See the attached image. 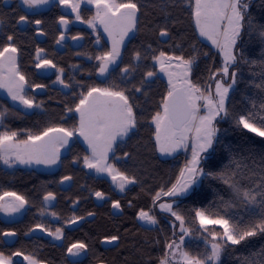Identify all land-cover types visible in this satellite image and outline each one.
Here are the masks:
<instances>
[{"label": "snow or ice", "instance_id": "6c2138e0", "mask_svg": "<svg viewBox=\"0 0 264 264\" xmlns=\"http://www.w3.org/2000/svg\"><path fill=\"white\" fill-rule=\"evenodd\" d=\"M28 9H34L51 3V0H21ZM58 5L70 9L75 20L85 23L96 33L95 43H101L99 28L107 35L110 48L102 51L95 57L98 64L95 67L96 74L108 78L113 70L118 69L121 74V83L129 78V74L135 72L142 59L140 51H135L132 60L136 64L129 63L123 68L119 67L122 59V50L125 41L131 39L138 30L139 14L141 6L136 0H57ZM191 4V16L195 24V30L199 37L210 41L223 58L222 66L216 69L209 81L202 84L193 79L197 65V57H185L183 54H168L160 51L158 55L151 56L154 67L158 66L159 73L167 77V93L162 98L160 108L151 117V123L155 126L153 132L154 148L162 156H172L183 150H191V156L180 169L179 176L170 187H161L152 196L153 207H158L161 213H166L179 222L178 239H169L164 244V252L159 258L158 264H223L222 256L231 246L241 245L251 238L264 235V167L259 169L258 181L253 179L257 172L250 167L245 160L232 157L230 163L224 169L206 171L204 161L206 157L216 152V145L220 142L218 133L220 120H226L230 116L235 119V125L242 131L246 130L257 137L264 139V116L257 118L253 111L236 116L230 112V93L238 83L236 66L243 57H238L236 49L238 42L246 31L258 33L264 40V23H257L249 14V0H188ZM91 5L95 12L89 18L82 16V5ZM73 21L61 15L58 23L65 29L56 40L61 44L65 40L67 27ZM2 23V20H0ZM18 24L34 23L36 33L45 35L39 27L43 21L36 19L30 21L27 15H21ZM160 37L170 36L169 29L165 26L159 30ZM72 40H82V35L71 37ZM14 35L6 36V43L0 46V89H5L13 102H17L24 109L39 108L33 97L29 96L26 86L32 89H44L47 85H28L27 77L20 71L18 57L20 48L14 43ZM151 50V45L147 46ZM43 48L36 49L35 67L37 69H55L56 80L54 83L70 88L65 82L64 69L59 68L51 59L42 55ZM154 51V50H153ZM82 55V53H77ZM204 55H208L204 53ZM256 64V61H244ZM264 68V59L260 61ZM158 75L157 71L148 70L143 74L141 85L149 84L152 78ZM230 81V82H228ZM264 92V73L260 83L254 85ZM135 92H141L142 87L133 86ZM127 88L120 84L111 83L106 86L91 85L86 92H81L79 100L74 107H67L68 113L78 114V121L72 127L49 126L38 133L28 132L23 139L19 138L18 131H0V161L8 167L15 165H45L53 166L60 162L61 151L69 149L74 138L79 137L87 145V152L82 157H76L73 163L82 160L83 167L94 171L98 175L110 177L112 184L123 193L129 185L138 181L135 176L129 175L117 167L115 161L121 157L115 156L119 142L123 141L137 128L138 120L135 105L129 96ZM251 108L257 112H264V99L258 103L250 101ZM7 110L0 112V121L3 120ZM130 156L124 152L123 158ZM254 163V161H253ZM264 164V159L261 161ZM249 173L252 175L250 176ZM210 177L222 183L228 190L230 198L226 201L223 196L219 199L223 204L224 212H210L205 208L194 209V221L198 228L186 227V218L174 207L176 200L181 197L195 195L197 185L202 178ZM242 177L251 180L245 184ZM73 179L70 175L61 178L63 184ZM94 196L99 201L108 199L103 191H95ZM9 197L10 200L5 198ZM172 198L162 200V198ZM56 200V194L48 191L43 196L45 203ZM79 201H77L78 203ZM28 201L15 192H5L0 195V212L8 216L19 214L25 209ZM132 202H129V207ZM111 207L122 211L120 200H112ZM41 209V214H44ZM235 212L238 216L227 215ZM247 215V221L245 220ZM50 215L59 219L55 212ZM88 216L95 213L88 212ZM136 218L149 226L160 223L152 209L141 208ZM85 217L73 215L66 221L67 225H75ZM219 226V230L216 228ZM177 225L173 224L175 229ZM40 231L52 237L53 240L64 239V228L56 227L54 230L43 223H37L29 229V233ZM194 231L200 232L205 243V249L201 253L194 254L186 247V237H191ZM29 233H26L29 234ZM15 231L0 232L2 237H15ZM173 236L177 233L173 231ZM119 236L105 237L103 243L113 244L119 241ZM88 251V244L76 241L67 246L68 257H80ZM13 257H23L27 264H42L33 255L21 251L6 255L0 251V264H15ZM69 264H74L69 261Z\"/></svg>", "mask_w": 264, "mask_h": 264}, {"label": "trees", "instance_id": "16d2710c", "mask_svg": "<svg viewBox=\"0 0 264 264\" xmlns=\"http://www.w3.org/2000/svg\"><path fill=\"white\" fill-rule=\"evenodd\" d=\"M138 3L143 9L139 17L138 33L130 44L132 55L123 59L122 64H136L137 62L133 61L132 57L135 51H140L142 59L139 61V67L135 72L130 73L129 78L123 83L121 79H118V69L111 74L108 81L109 84L117 83L122 88L129 89L128 94L136 106L137 128L129 134L124 143L120 141L119 150L116 151L121 154V159L115 162L122 171L135 176L138 182L129 187L122 194L121 199L118 196L123 214L118 217L117 221L104 219V221L88 222L92 233H86L82 238L89 248L88 258L84 264H95L98 261L106 264H158L165 250V242L169 239H178L179 222L166 213L160 211L155 213L160 223L154 227L141 225L136 220V212L141 208L152 209L151 198L155 192L161 187L167 188L175 183L185 161L182 151L173 157L163 158L154 148V125L151 123V117L156 111L161 110L162 98L167 93V80L164 75L158 73L151 83L141 85L143 74L148 70L156 71L157 69V66L154 67L151 56L164 51L168 54L197 57L198 66L195 68L193 79L202 84L213 83L214 81H209V77L223 63L215 47L202 40L196 32L191 16V4L188 0H147L145 2L138 0ZM191 3H194V0H191ZM142 4H147V6L144 7ZM248 11L254 22L264 23V0H252ZM165 26L169 29L170 36L163 41L158 33L160 28ZM149 44L151 50L147 48ZM236 54L243 59L239 61L235 69L238 72V83L230 93V112L238 116L251 110L257 118L264 116V112L252 109L250 103L252 100L258 103L264 99V92L254 86L261 82L262 73H264V68L260 66V61L264 59V40L259 37L258 33L246 31L238 42ZM245 60L257 63H245ZM70 61L68 59L56 60V63L62 68L72 67ZM67 74V81L76 91L80 79L71 71ZM82 83L87 87L97 85L96 81L90 78H83ZM133 86L142 87V91L135 92ZM52 100H59L65 104L71 102L70 96L60 91ZM73 102L76 103L75 100ZM61 115H64L62 107L48 106V127L53 126L54 118ZM218 127L220 128L218 133L220 142L215 146L216 152L206 157L204 161L206 171L218 172L230 163L232 157H238L256 169L257 174L253 179L258 181L259 169L264 167L261 163L264 159V139L237 128L232 116L226 120H220ZM124 152L130 153L127 157L129 158L128 163L123 158ZM249 175L252 174L249 173ZM242 179L245 184L252 182L244 177ZM196 187L195 195L178 198L174 205L176 210L185 216L186 227L193 229L198 228V223L194 221V209L205 208L210 212L223 213L224 208L219 197L223 196L226 201L230 198L225 186L210 177L202 178L201 183ZM130 201L132 202L131 207H129ZM226 214L238 216L235 212ZM247 218L245 214L246 221ZM173 223L177 225L175 229ZM216 228L219 230V227ZM173 231L177 233L176 236L172 235ZM113 235L120 238L115 245L108 250L100 247L101 238ZM192 236L186 241V247L194 254L203 252L204 240L197 239L202 238L201 233L194 231ZM98 252H101L100 256ZM49 259L51 264H61L63 260L56 256L54 251L53 259ZM222 262L223 264H264V235L251 238L241 245L231 246L222 256Z\"/></svg>", "mask_w": 264, "mask_h": 264}, {"label": "flooded vegetation", "instance_id": "af4514ba", "mask_svg": "<svg viewBox=\"0 0 264 264\" xmlns=\"http://www.w3.org/2000/svg\"><path fill=\"white\" fill-rule=\"evenodd\" d=\"M141 1L145 2L147 0ZM136 2L138 3V0ZM142 6L146 7L147 4H142ZM94 12V7L86 4L82 5L81 14L86 19L93 15ZM21 15H27L30 21L42 20L43 23L39 27L45 35L36 33L37 26L34 23L18 24L17 21ZM61 15L66 16L73 22L67 27L65 40L61 44H57L56 40L59 34L65 31L58 23ZM0 20H2V23H0V46L7 42V35H14V43L20 48L18 57L20 71L27 77L28 85H47L44 89H32L26 86V93L33 97L37 104H40L39 108L33 109H24L17 102L11 100L5 89H0V112L7 110L3 120L0 121V131H18L21 139L25 138L29 131L34 134L42 131L48 127V106L63 108L64 115L54 118L55 126L72 127L75 125L78 121V114L74 112L68 113L66 108L74 107L75 103L73 101L75 100L77 103L80 93L87 91V86L82 83L83 78H90L96 81L99 86L109 84L108 81L111 75L108 78L98 76L95 71L98 62L95 59H88L89 56L95 57L110 48V42L103 29L98 27L101 43L97 45L95 43L96 33L85 23L76 21L70 9L60 7L57 0H51L50 4L34 9H28L22 4L21 0H0ZM137 33L138 30L131 39L125 41L122 59L118 62L120 68L125 66L122 64V60L132 55L130 44ZM76 35H82L84 39L72 40L71 37ZM37 48H43L45 51L42 55L51 59L59 68L62 67L56 63V60L63 61L68 59L72 61V67L66 66L63 68V78L66 83H69L67 81V73L77 71L78 73L75 74L80 79V84L76 91H74L70 83L71 87L67 89L60 84L54 83L57 75L55 69L43 70L35 67ZM77 53H82V55H77ZM118 73V79H121L119 70ZM58 91L69 95L71 102H66L65 104V102L59 100H52ZM117 150L119 149L117 148ZM86 152L87 145L81 138L76 137L71 142L69 149L61 151L60 162L53 166L33 164L31 166L15 165L8 167L0 161V195L5 192H15L28 201L25 209L19 214L8 216L0 212V232L15 231L17 233L15 237L5 238L0 236V251H3L6 255L21 251L35 256L42 264H51L49 258L53 259L54 251L56 256L63 258L61 264H69L70 260L74 264H84L86 258H88L89 248L85 254L73 258L67 256V246L76 241H83L82 238L86 233H92L88 222L104 221V219L117 221L118 217L123 214V210L112 209L111 202L112 200H120L122 194L126 192V190L123 193L118 191L112 184L110 177L98 175L92 170L85 169L82 160L73 163L76 157H82ZM115 155L121 157V154L117 151ZM65 175H70L73 179L61 184L60 180ZM48 191L56 194V200L45 203L43 196ZM95 191L105 192L108 199L105 201L97 200L94 196ZM5 199L10 200L11 198L6 197ZM77 201L79 202L77 203ZM42 208L45 210L43 215L41 214ZM51 212H55L59 219L52 217L50 215ZM88 212H93L95 215L88 216ZM73 215L83 216L85 219L72 227L67 225L66 221ZM136 220L141 225H144L137 218ZM37 223H43L52 230L56 227H63L64 239L53 240L52 237L40 231L29 233V229ZM26 233L29 234L26 235ZM104 238H101L99 243L104 250H108L117 243H103ZM100 255L101 252H98V256ZM13 259L15 264H27L23 257H13ZM102 263L105 262L98 261L95 264Z\"/></svg>", "mask_w": 264, "mask_h": 264}, {"label": "rangeland", "instance_id": "374dc122", "mask_svg": "<svg viewBox=\"0 0 264 264\" xmlns=\"http://www.w3.org/2000/svg\"><path fill=\"white\" fill-rule=\"evenodd\" d=\"M252 0H249V3L251 2ZM87 6H90L91 7V5H87ZM43 7V6H42ZM41 9V8H40ZM87 25V24H86ZM106 35V34H105ZM199 35V34H198ZM107 36V35H106ZM202 40H204V41H206V42H208L209 44H211V42L210 41H207V40H205L204 38H202V37H200ZM212 45V44H211ZM216 49V48H215ZM216 51L219 53V51L216 49ZM222 57V56H221ZM222 60H223V58H222ZM72 61H70V63H71ZM156 71H157V73L159 72L158 71V66H157V69H156ZM78 73L77 71H75V72H73V75H76V74ZM166 80H167V77H166ZM228 82H230V81H228ZM212 85H213V90H214V82L212 83ZM78 87V86H77ZM155 127V126H154ZM127 138V137H126ZM125 138V139H126ZM123 140L122 142L124 143L126 140ZM120 143V142H119ZM183 153H184V159H185V161L188 159V158H190V156H191V150H190V148H189V151L188 152H184L183 150H181ZM180 151V152H181ZM177 153H179V152H177ZM177 153H175L174 155H176ZM159 155L161 156V157H163V158H168V157H173L174 155H172V156H162L160 153H159ZM116 156V155H115ZM124 160H127V163L129 162V158H127V159H125L124 158ZM185 161L183 162V165H182V167L184 166V163H185ZM132 185H129L128 187H127V189L129 188V187H131ZM126 189V190H127ZM172 198H167V197H164V198H162V200H171ZM151 207H152V210H153V212H154V214L155 213H157V211H159V209H158V207H153V205L151 204ZM174 224V223H173ZM144 225H146V224H144ZM216 227H219V226H216ZM178 230H179V227H178ZM193 236H191V237H186V241L188 240V239H190V238H192ZM197 239H199V240H202V238H197ZM102 264H106V263H102Z\"/></svg>", "mask_w": 264, "mask_h": 264}, {"label": "water", "instance_id": "95a60500", "mask_svg": "<svg viewBox=\"0 0 264 264\" xmlns=\"http://www.w3.org/2000/svg\"><path fill=\"white\" fill-rule=\"evenodd\" d=\"M169 38V36L168 37H162L161 39L163 40V41H165V40H167ZM160 74H162V75H164L163 73H160ZM153 79V78H152ZM90 218V217H89ZM81 222V221H80ZM80 222H78V223H80ZM76 225V224H75ZM75 225H71L72 227L73 226H75Z\"/></svg>", "mask_w": 264, "mask_h": 264}]
</instances>
